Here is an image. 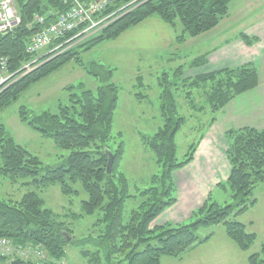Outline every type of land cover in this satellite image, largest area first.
Segmentation results:
<instances>
[{"label":"trees","instance_id":"1","mask_svg":"<svg viewBox=\"0 0 264 264\" xmlns=\"http://www.w3.org/2000/svg\"><path fill=\"white\" fill-rule=\"evenodd\" d=\"M80 1L88 4L94 0ZM231 1L110 0L96 15V19L125 8L111 17L106 26L88 36L86 33L76 36L85 25L77 27L57 42L76 37L63 44L54 55L42 57L37 68L24 73L17 71L37 57L27 51L32 36L41 29L40 25L34 23V16L44 15L48 25L57 14L70 9L72 0H15L22 21L11 33L0 36V56L7 58L9 72L17 73L9 81H12L11 84L0 92V111L32 85L67 64L75 63L86 68L85 52L118 38L127 29L152 16H158L172 27L179 19L183 29L181 35L176 37V42L184 43L186 38L198 37L216 28L229 15ZM240 37L247 45L257 41L243 32ZM202 58L205 59L206 54L200 57L199 65L205 62ZM88 72L96 77L99 86L96 89L84 87L83 83L67 86V89L79 88V91L71 93V105H61L57 113L46 111L27 116L26 110L21 109L22 120L32 129L53 138L60 148L71 150L66 161L59 166L47 168L40 179L36 178L42 168L40 158L18 144L0 125V176L11 182L23 177H34L33 182L38 186L45 188L57 184L65 195L75 192L72 184L81 183L89 196L82 202L81 216L93 214L96 209L102 210L101 222L104 228L97 241L108 260L124 256L128 264H161L163 256L178 257L197 244L208 242L212 234L200 238L198 230L214 224H223L229 238L240 249L248 250L257 236L248 232L246 225L234 217L256 203L253 195L255 185H264V128L245 126L230 128L225 132L228 143L226 156L231 171L228 179L217 186L226 192L230 190L231 203L214 201L210 193L188 221L152 226L159 215L177 202L178 189L174 172L192 162L203 138L191 144L184 159L179 160L177 135L187 121L180 114L174 91L168 86L161 93L160 115L163 125L152 137H142L143 146L162 167V174L152 176L151 186L140 192L141 203L138 209L132 211L128 222H124L125 201L132 196L128 178L120 170L125 158L124 141L112 151V171L108 173L107 170L111 151L108 142L114 138L112 132L120 89L113 81L114 69L93 62ZM177 73L181 76V67ZM141 81L140 77L138 83L141 84ZM202 84L210 85L205 92L212 115L207 126L210 128L216 122L218 113L231 101L258 86V70L254 63L249 62L186 81L184 86L190 89L186 95L189 102H194L193 90H199ZM72 232L73 229L61 220V214L45 207L44 200L36 192L26 193L19 201L7 200L0 194V238H10L20 244L40 245L50 257L59 260L66 257L67 238L72 237ZM153 240L157 243L153 244ZM93 255L95 257L90 262L99 263L100 251ZM7 258L0 255V264H33V261H25L17 255L13 262ZM248 264H264V243L260 252L249 256Z\"/></svg>","mask_w":264,"mask_h":264},{"label":"rangeland","instance_id":"2","mask_svg":"<svg viewBox=\"0 0 264 264\" xmlns=\"http://www.w3.org/2000/svg\"><path fill=\"white\" fill-rule=\"evenodd\" d=\"M97 29L99 28H95L93 32H87L86 36L96 32ZM182 29L179 19L176 20L175 26L171 27L158 16H152L141 24L127 29L118 38L99 44L85 52L84 63L87 69L75 63L67 64L38 84L32 85L18 99L0 111V125L4 126L18 144L40 158L42 168L36 178L40 179L47 168L63 164L71 154V150L60 148L53 138L32 129L22 120L21 109L26 110L27 116L46 111L57 113L61 105H71L70 94L79 91V88L67 89V86H78L80 83L90 89H96L99 86L96 77L88 72L93 62L114 69L113 81L120 89V99L112 132L114 138L108 142V147L111 151H115L121 141L125 142V158L120 165V170L126 174L130 184L132 196L125 201L124 222L130 220L132 211L138 209L141 203L140 192L151 186V178L154 174H162V167L156 163L152 153L142 144L143 136L152 137L163 125L160 115L161 93L169 86L174 91L180 114L186 117L187 123L177 135V155L180 161L184 159L191 144L197 142L200 137H203L202 141L212 133L209 132L212 126L207 127L212 115L205 97V92L209 90L210 85L202 84L199 90H193L194 102H189L186 98L187 91L190 89L187 90V86H184V82H190L200 75L208 74H203L200 69L206 66L207 58H202L205 62L199 65V59L204 55L199 56V49L198 54L196 49L191 48L187 43L176 42V45H182L181 48H172L173 43L165 44L171 31L178 37ZM240 39L242 40L241 37ZM179 67L182 70L181 76L177 73ZM140 77L141 84L138 83ZM11 82L0 88V92ZM176 87L177 90H175ZM239 97L236 98L238 102ZM131 109H133L132 112H130ZM213 136L210 135V137ZM225 141L227 143L226 138ZM215 145L217 141L212 143L213 147ZM218 153L221 154L220 151ZM223 164L225 165L224 161ZM33 181L34 177H23L16 182H11L0 176V194L7 200L19 201L26 193L36 192L44 200L45 207L61 214V220L74 231L65 247V256L69 264H94L90 260L98 251H100V262L96 264H128L124 256L108 260L103 248L98 244L97 240L104 228L101 222L102 210L96 209L93 214L81 216L82 202L89 197L81 183L72 184L75 192L65 195L57 184L43 188ZM256 185L253 189L254 198L257 203L263 204L253 208L255 203L238 214L240 216L234 217L246 224L248 232L255 233L257 236L248 250L240 249L229 238L223 224L220 226L214 224L198 230L201 238H205L211 231H216L217 235L214 238L211 237L210 242L197 244L195 248L193 247L194 249L190 248L178 257L163 256L161 264H248L249 256L259 252L264 243V232L261 227L262 217H264L261 211L264 209V185L261 183ZM230 196V190L226 192L217 186L212 198L214 201L225 204L231 203ZM77 215L80 216L77 217ZM251 221H255L254 226L250 225ZM152 243L156 244L157 241L153 240ZM47 264H55V262L51 258Z\"/></svg>","mask_w":264,"mask_h":264},{"label":"crops","instance_id":"3","mask_svg":"<svg viewBox=\"0 0 264 264\" xmlns=\"http://www.w3.org/2000/svg\"><path fill=\"white\" fill-rule=\"evenodd\" d=\"M174 30L176 32V28ZM240 32L257 41L253 45H247L240 39ZM168 42L173 43L172 48L182 46L176 45V35L172 31L165 44ZM184 43L195 48V51L199 49V56L208 54L206 66L200 67L203 74L252 62L258 70L259 84L239 95V102L236 97L218 114L209 130L212 133L201 141L192 162L174 175L178 189L177 202L159 215L152 226L189 220L193 211L204 204L209 193L212 192L213 196L217 185L228 179L231 166L226 156V130L245 126L264 128V0H232L229 15L216 28L198 37L186 38ZM132 111L133 109L130 110ZM214 141H217L215 147L212 146ZM259 204L263 203L256 202L253 208H258ZM261 211L264 215V209ZM254 223L255 221H251L250 225L254 226ZM261 227L264 232V217ZM209 234L214 238L217 232L211 231Z\"/></svg>","mask_w":264,"mask_h":264},{"label":"built area","instance_id":"4","mask_svg":"<svg viewBox=\"0 0 264 264\" xmlns=\"http://www.w3.org/2000/svg\"><path fill=\"white\" fill-rule=\"evenodd\" d=\"M107 4V0H94L88 4L80 0H72L70 9L61 14H57L48 25H46L45 16L35 15L34 23L40 25L41 29L35 32L28 44V53L36 55L42 49L50 47L46 51L45 56L54 55L63 44L68 43L74 37L107 25L111 17L117 12L96 19V14L101 12ZM21 21L22 18L16 7L15 0H0V36L11 33L20 25ZM81 25H85V28L79 34L69 37L65 41L57 42L60 38L66 36ZM39 60L40 57H36L32 61L25 63L17 72L25 71L24 73H28L32 71L40 64ZM17 72L9 73L7 58L0 56V88L6 86ZM16 251L19 256L26 259L30 257L36 259L44 258L43 251L38 247L16 249L10 240L0 239L1 254H12Z\"/></svg>","mask_w":264,"mask_h":264},{"label":"water","instance_id":"5","mask_svg":"<svg viewBox=\"0 0 264 264\" xmlns=\"http://www.w3.org/2000/svg\"><path fill=\"white\" fill-rule=\"evenodd\" d=\"M113 162H114L113 154L109 153V162L107 167L108 173H111L112 171ZM68 241H70V238H68Z\"/></svg>","mask_w":264,"mask_h":264}]
</instances>
